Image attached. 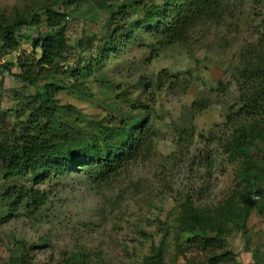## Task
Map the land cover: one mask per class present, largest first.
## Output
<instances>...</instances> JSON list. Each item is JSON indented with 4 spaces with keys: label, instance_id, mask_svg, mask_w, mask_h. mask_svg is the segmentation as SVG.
Here are the masks:
<instances>
[{
    "label": "rangeland",
    "instance_id": "1",
    "mask_svg": "<svg viewBox=\"0 0 264 264\" xmlns=\"http://www.w3.org/2000/svg\"><path fill=\"white\" fill-rule=\"evenodd\" d=\"M164 1L106 3L112 9L126 2L147 8ZM43 3L66 11L62 66L82 70L73 77L38 79L34 86L0 69V124L21 119L13 112L27 113L26 97L37 86L54 83L56 102L77 110L85 132L91 133L94 122L117 123L120 110L135 111V97L148 112L149 126L139 154L105 179L71 171L39 184L46 196L39 210L29 213L19 205L0 222V264H8L12 252L23 246L34 264H138L161 239L165 258L173 257L176 264H213L191 235L174 230L172 221L184 199L214 205L235 180V166L219 143L232 131L226 121L236 109L240 52L262 35L264 0H223L214 17L197 21L184 39L174 41L154 38L148 25H136L142 10L110 15L96 10L94 0H0V19L34 13L32 22L15 33L35 37L48 28ZM111 31L113 42L104 51ZM17 41L11 50L3 49L0 40V63H14L22 51L38 57L30 40ZM17 71L15 66L10 69ZM157 76L165 77L159 90L153 87ZM139 79L145 87L136 85ZM13 183L31 184L24 179ZM6 185L0 180V192ZM262 218L249 211L245 234L229 232L225 246L216 241L220 254L214 264H264ZM226 248L230 253L221 256ZM80 253H86L82 262Z\"/></svg>",
    "mask_w": 264,
    "mask_h": 264
},
{
    "label": "trees",
    "instance_id": "2",
    "mask_svg": "<svg viewBox=\"0 0 264 264\" xmlns=\"http://www.w3.org/2000/svg\"><path fill=\"white\" fill-rule=\"evenodd\" d=\"M222 1L167 0L161 6L148 4L147 8L126 2L112 9L106 0H94L93 6L96 10L108 11L110 15H124L127 9H133V12L142 10L143 15L136 20V25H148L154 38L173 37L174 41L184 39L185 32L197 21L214 17ZM42 6L46 8L44 21L48 28L35 37L15 33V29L32 22L34 13L23 17L16 15L10 21L0 19L3 49L12 50L18 45L17 39H24L30 40L34 51L39 50L38 57L32 52L22 51L14 63H0L1 70L29 85L54 75L73 77L82 70L62 66L67 50L62 23L67 16L66 11L56 12L47 8L46 3ZM162 7H165V12ZM260 33L262 35L256 41L241 48L242 78L237 88L236 109L226 121L232 131L219 143L227 161L235 166V180L225 196L214 205H198L184 199L172 221L174 230L191 235L196 246H201L206 252L208 262L213 264L220 254L214 248L216 241L225 246L224 237L229 232L245 234L249 211L253 210L264 221V21L260 24ZM106 34L107 43L103 50L109 51L114 33ZM12 66L17 68L16 73L10 72ZM162 78L165 77L157 76L153 82L156 90L161 89ZM136 85L145 87L146 83L139 79ZM55 91L54 83L37 86L34 94L26 97L24 108L27 113L14 111L16 118L21 119L11 124H0V180L7 184L0 192L3 203L0 222L19 205L27 208L29 213L39 210L46 196L37 186L50 179L51 175L82 171L92 178L105 179L132 161L145 145L149 116L145 107L138 105V97H135V106L132 107L135 111L124 113L120 110V119L112 125L94 122L90 133L79 125L81 116L73 106L56 102ZM5 112L10 113V109ZM23 179L29 180L30 186L12 184V181ZM165 248L162 239L158 245L151 244L138 264H176L173 257L165 258ZM229 253L226 248L221 256ZM85 255L80 253L78 260L82 262ZM252 256H255V250ZM8 264L34 263L23 246L12 252Z\"/></svg>",
    "mask_w": 264,
    "mask_h": 264
}]
</instances>
